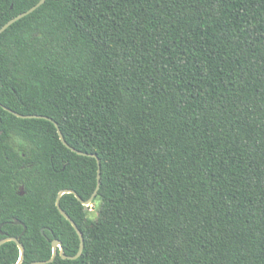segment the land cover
I'll return each mask as SVG.
<instances>
[{
    "label": "trees",
    "instance_id": "obj_1",
    "mask_svg": "<svg viewBox=\"0 0 264 264\" xmlns=\"http://www.w3.org/2000/svg\"><path fill=\"white\" fill-rule=\"evenodd\" d=\"M39 1L0 0V28ZM0 103L20 264L78 252L56 201L88 200L98 161L4 106L100 160L95 218L60 198L82 254L46 264H264V0H46L0 35Z\"/></svg>",
    "mask_w": 264,
    "mask_h": 264
},
{
    "label": "water",
    "instance_id": "obj_2",
    "mask_svg": "<svg viewBox=\"0 0 264 264\" xmlns=\"http://www.w3.org/2000/svg\"><path fill=\"white\" fill-rule=\"evenodd\" d=\"M46 0H40L37 4H35L34 6H32L30 9H28L27 11L25 12H22L20 14H18L17 16L13 17L12 19H10L8 22H6L1 28H0V35L1 33L7 29L12 23H14L16 20L20 19L21 17L29 14L30 12H32L33 10H35L37 7H39L41 4H43ZM1 105V103H0ZM5 109H7L8 111L14 113L15 115L19 116V117H23V118H31V117H42V118H46V119H49L51 120L52 122H54V124L56 125L57 127V130H58V133H59V136H60V139L62 140V142L69 148H71L73 151L79 153V154H83V155H90V156H93L97 159L98 161V183H97V187L94 191V193L92 194V196L88 199V200H84L75 190L73 189H64L62 191L59 192L58 194V198H57V201H56V204H57V207L59 208L60 212L65 216V218H67L70 223L73 225V227L75 228V230L77 231L79 237H80V247H79V250L78 252L75 254V255H66L65 252H64V247L62 245V242L57 239V238H54L53 241H52V246H53V254H52V257L47 259V260H40V261H34V262H31L29 264H46L48 262H52L55 257L57 256L58 254V250H60V254L63 258H68V259H76L78 258L82 252H83V248H84V237H83V233L82 231L79 229L78 225L76 224V222L70 217V215L64 210L61 208L60 206V198L61 196L64 194V193H74L76 195V197L82 202V204L84 205H89L92 200L94 199V197L96 196L97 192H98V189H99V184H100V167H101V164H100V160H99V157L95 154V153H88V152H84V151H81V150H78L76 149L75 147L71 146L67 141L66 139L64 138L63 136V133L60 129V126L58 124L57 121H55L54 119H52L51 117H48V116H45V115H25V114H21L17 111H14L6 106H4ZM16 222L18 223H21L20 220L16 219ZM2 233V231H1ZM15 241L19 248H20V251H21V256L19 258V260L14 263V264H20L23 260V256H24V246L23 244L20 242L19 238L17 237H13V236H6L4 238H2L0 240V246L2 244H4L5 242L7 241Z\"/></svg>",
    "mask_w": 264,
    "mask_h": 264
},
{
    "label": "rangeland",
    "instance_id": "obj_3",
    "mask_svg": "<svg viewBox=\"0 0 264 264\" xmlns=\"http://www.w3.org/2000/svg\"><path fill=\"white\" fill-rule=\"evenodd\" d=\"M86 206H88V205H86ZM89 206H91V207H90V210L93 211V212L91 213V215H92L93 218H95V217L97 216V210H96L94 207H93L94 209H91L93 205L89 204Z\"/></svg>",
    "mask_w": 264,
    "mask_h": 264
}]
</instances>
